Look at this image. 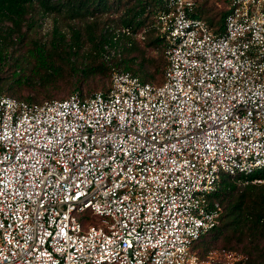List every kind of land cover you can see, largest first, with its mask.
<instances>
[{"label":"built area","instance_id":"built-area-1","mask_svg":"<svg viewBox=\"0 0 264 264\" xmlns=\"http://www.w3.org/2000/svg\"><path fill=\"white\" fill-rule=\"evenodd\" d=\"M155 1L161 83L112 65L88 95L0 93V264L238 260L193 246L222 176L264 169V0H226L221 29L197 0Z\"/></svg>","mask_w":264,"mask_h":264},{"label":"rangeland","instance_id":"rangeland-1","mask_svg":"<svg viewBox=\"0 0 264 264\" xmlns=\"http://www.w3.org/2000/svg\"><path fill=\"white\" fill-rule=\"evenodd\" d=\"M197 3L202 16L217 26L225 10L224 0H197ZM57 8L45 13L37 3L29 7L18 32L11 33L5 40L6 27L12 24L9 20L0 23L5 53H11L4 58L7 62L0 66V92L35 101L63 98L74 91L88 95L107 89L112 65L153 83L161 82L165 41L156 40L159 34L153 28L156 11L152 8L136 15L140 10L138 0H108L107 7L89 1L80 15L74 17L67 6L60 8L58 5ZM135 15L143 23L128 25L132 34L127 36L122 32L126 27L122 20ZM54 29L63 37L58 48L50 46ZM74 31L78 33L76 39ZM109 33L116 38L100 43L101 35L109 37ZM126 41L131 45L125 46ZM37 43L45 49L35 52L33 46ZM235 183L239 188L243 186L240 178L235 179ZM90 219L88 217V221ZM257 227L253 236L247 231L242 238L230 228L219 238L210 231L194 245L193 251L202 258L211 250L233 251L238 260L229 261L221 254L218 259L225 264H264V225Z\"/></svg>","mask_w":264,"mask_h":264},{"label":"trees","instance_id":"trees-1","mask_svg":"<svg viewBox=\"0 0 264 264\" xmlns=\"http://www.w3.org/2000/svg\"><path fill=\"white\" fill-rule=\"evenodd\" d=\"M89 1L90 3H94L97 6L107 7L108 0H68L65 3H63L62 0H0V23L4 20H9L12 24L11 27H6V29L8 28V31H6L7 33L4 36V40L7 37L10 38L9 36L11 33L18 32V30L20 29L19 27L21 25L24 13L27 12L29 7L34 6V4L36 3L45 13L55 10V9L58 10L57 8L58 5H60V8L67 6L72 11L71 16L74 17L77 15H80L81 9ZM138 2L140 4V10L136 13V15L142 14L144 10L148 11V9L150 8H152L154 11H156L157 9V1L155 0H138ZM224 2H225V10L220 15L219 24L217 26H214L212 22L210 23L212 26L217 27L218 29L222 28L223 19L226 13V0H224ZM196 14L204 18L200 12L199 6L197 7ZM136 15L131 17L130 19H123L122 20L123 24L128 26V25H132L133 23H136V26H140L143 23V21L137 20ZM204 19L208 21V19L206 18ZM31 25L32 23L29 24V26ZM73 33H74L75 39L78 38V33L75 31ZM62 38L63 37H62L61 32L58 31L57 29H54L53 36L50 42L51 44L50 46L52 48H58L59 43H61L62 41ZM112 38H115V37H113L109 33V37L103 34L101 35L99 40H100V43L103 44L105 42H110ZM2 40L3 39L1 37L0 38V66L1 64H4L7 62V61L5 62L4 58L7 57V55L8 56L11 55V53L9 54L5 53L6 49L4 48H5L6 43L4 42L3 44L1 42ZM156 40L164 41V39L160 36H158ZM130 45H131L130 41L125 42V46H130ZM33 49L34 51L36 49H39L40 51H42L43 49H45V46L44 45L42 46L40 43H37L33 46ZM1 80L2 79L0 78V88L2 87ZM142 80L148 81L145 79H142ZM148 82H151V81H148ZM0 93H3V92H0ZM19 99H25V98H19ZM25 100L32 101V102H41V101H35L31 99H25ZM263 177H264V169L257 171L246 177L245 176L232 177L229 175L222 176L220 183H219V188L213 195V197L216 200H218L222 205V213L219 218L218 225L212 230H210L213 232V236L215 238H219L229 228L234 233H237L239 235V238H242L243 236H245L244 234L247 231L248 233L251 234V236H253L254 232H256V230L259 228L257 227V225H261V226L264 225V183L253 182L254 179L256 178L262 179ZM237 178H240L243 182V186L241 188H239L235 183V179ZM248 222H250L251 225H248L249 224ZM200 239H198L196 243Z\"/></svg>","mask_w":264,"mask_h":264}]
</instances>
